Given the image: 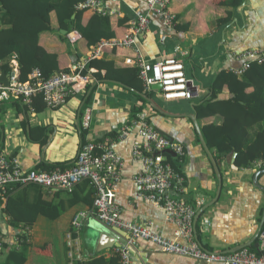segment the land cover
I'll use <instances>...</instances> for the list:
<instances>
[{
    "label": "crops",
    "instance_id": "crops-1",
    "mask_svg": "<svg viewBox=\"0 0 264 264\" xmlns=\"http://www.w3.org/2000/svg\"><path fill=\"white\" fill-rule=\"evenodd\" d=\"M106 7L109 22H105V31H112L114 35L109 38L114 39L125 34L129 21L137 14H148V27L138 35L145 59L149 62L168 57L181 59L185 75L196 87L193 96L167 100L160 89L145 90L149 92L146 95L144 90L125 87L113 79L91 77L90 91L72 95L58 108L35 110L15 101L1 104L0 151L3 150L8 158H16L24 170L35 168L39 163L52 165L62 162L70 165L81 144L78 129L80 116L84 108L89 107L92 115L87 132L89 139L115 138L124 127L128 128L126 136L114 144L116 154L123 161L122 179L115 187V201L121 209L122 218L140 223L152 222L154 231L168 240L182 243L185 239L176 234L177 225L167 219L164 209L140 194L133 181L143 166L133 154L134 144L141 140L139 124L136 123L140 112L131 117V109L142 105L141 112L146 120L158 132L183 147L182 156L174 151L175 157L164 151L163 154L175 159L173 162L177 168L174 167L183 176V190L174 195L196 207V214L214 199L218 179L189 115L196 116L201 129L204 120L197 117L195 108L210 96L215 76L221 70L234 71L241 67L243 59L240 53L251 49L264 51V0H170L169 7L175 14L171 24H166L159 13L150 12L146 0H106ZM89 16V11L83 13L82 24L89 20ZM69 33L60 35L53 28L39 36V44L57 55L60 69L73 68L82 62L93 46L88 45L84 38L70 43ZM102 56L105 60H113L115 67L133 65L125 62L126 58L132 57L131 51L125 48L105 51ZM90 68L92 72L96 71V68ZM100 72L105 73L104 69ZM231 96L227 89L218 95L219 98ZM35 126L44 129L31 134L30 130ZM209 150L215 158L214 151ZM235 157V151H231L220 160L215 158L222 177L220 195L202 211L193 225L197 241L212 251L224 252L247 242H251L247 248L255 249L253 244L259 242L264 193L253 185L252 180L259 168H237ZM258 178L264 186V173ZM92 191L87 184L84 188L78 187L74 193L62 192L59 197H55L53 192H45L44 199H53L56 203L63 199L61 205L66 206L56 218L41 213L32 214L28 216L32 217L31 223L20 222L14 227L0 213V230L7 243L0 252V264L18 263L19 260L7 259V254L9 249H20L18 234L27 227L31 230L29 240L26 238L29 245L22 251L26 257L20 264H68L65 234L72 228V218L79 212H86L78 234L84 253L90 260L110 257L113 247L96 251V239L87 241L88 231L99 222L89 212ZM263 227L264 224L261 230ZM114 239V236H102V243L107 244ZM127 258L128 264H222L166 253L154 242L142 238L134 239L127 249Z\"/></svg>",
    "mask_w": 264,
    "mask_h": 264
},
{
    "label": "built area",
    "instance_id": "built-area-1",
    "mask_svg": "<svg viewBox=\"0 0 264 264\" xmlns=\"http://www.w3.org/2000/svg\"><path fill=\"white\" fill-rule=\"evenodd\" d=\"M170 0H146L150 12L159 13L166 24L175 20V14L169 7ZM77 9H87L98 14H106V0H84L76 6ZM149 23L148 14H138L134 18L126 33L121 39H101L88 51L82 62L77 63L67 71H61L49 77H43L39 67L31 68L26 80L19 79V63L13 54L9 60L7 75L8 84L0 81V105L12 101L32 109V98L41 95L45 106L58 108L64 105L74 94L86 91L91 82V69L84 73L87 62L93 58L101 57L105 51H113L119 48L129 49L132 57L125 59L126 63L135 64L138 68L139 78L145 90L151 89L155 84L161 85V92L165 99H189L193 96L195 84L185 75L184 64L181 59L168 57L156 62L145 59L140 49L138 35L147 29ZM70 43H76L80 34L76 31L68 34ZM178 48H176V51ZM243 59L242 66L234 69L241 73L251 61L263 62L264 51L251 49L240 53ZM0 61V71L1 69ZM78 125L79 131L88 132L91 124V109L84 108ZM136 123L139 124L138 134L140 142L134 144L133 154L141 161L142 170L133 177L138 192L149 199L155 206L165 210L167 219L177 225L176 234L182 236V243L171 241L152 229V222H135L124 220L121 209L115 201V187L122 179L123 161L116 154L114 144L124 138L128 128L124 127L115 140L104 138L101 141L86 139L80 144L75 160L67 167L52 170L21 168L16 158H8L7 154L0 151V188L13 183L26 185L39 184L47 190H71L74 185L83 179H87L92 187V206L89 210L102 224L119 228L127 234L126 243L113 247L111 253L120 256L121 264H128L127 249L134 239L142 238L157 244L164 252L188 256L207 262L218 261L222 264H264V227L259 233L258 250L247 247L233 252L212 251L202 247L197 241L192 224V218L196 207L187 203L184 199L175 196L180 194L184 187L181 172L178 171L165 154L164 150L174 151L182 156L183 147L158 132L154 126L146 120L145 114L137 115ZM264 168V158L253 161L251 167ZM199 204V200H197ZM86 212H79L72 218V228L65 234L68 264H87L90 259L84 253L79 240V232L82 228L81 219ZM29 240L30 228L24 229ZM4 249V235L0 230V252Z\"/></svg>",
    "mask_w": 264,
    "mask_h": 264
},
{
    "label": "trees",
    "instance_id": "trees-1",
    "mask_svg": "<svg viewBox=\"0 0 264 264\" xmlns=\"http://www.w3.org/2000/svg\"><path fill=\"white\" fill-rule=\"evenodd\" d=\"M81 1L84 0H0L2 71L9 70V60L13 53L16 54L19 62L20 80H26L34 66L41 69L45 78L61 71H67L68 68H59L55 53L48 52L39 44L40 34L53 28H56L60 35L76 30L80 34V39L84 38L88 45H95L103 38L112 37L114 35L112 31H105V22H109V15L98 14L87 9H77L76 4ZM85 11H89L90 16L89 20L82 24ZM62 30L65 33H62ZM89 67L96 68L95 72H91V76L96 79H113L129 87L144 90V93L149 95L143 87L135 64L119 68L115 67L113 60H105L102 56L99 59L89 60L83 72L87 73ZM101 69H104V74H101ZM91 85L92 82L87 85L86 91L91 90ZM224 89H227L232 96L219 98L218 95ZM31 106L35 110L43 109L45 102L42 96H34ZM142 109V105L132 107L131 117H136ZM195 110L197 117L204 120L201 131L207 146L214 151L215 158L220 160L229 152L235 151V166L250 168L254 160L264 158V61L260 63L251 61L249 66L239 74L233 70H221L212 82L210 96L198 104ZM43 129L42 126H35L30 132L31 134L41 132ZM79 132L81 143H83L87 131ZM115 138L110 139L115 140ZM103 139H97V141ZM167 160L175 166L173 162L175 159L167 156ZM67 166L69 165L62 162L52 165L39 163L35 169L52 170ZM87 184L89 181L83 179L67 191L47 190L35 183L26 185L10 183L0 188V213L7 217L8 223L14 227L20 222L31 223L32 217L28 216L32 214L41 213L50 218H56L66 206L61 205L63 199L57 203L52 198V200L44 199L45 192H53L55 197H59L62 192L74 193L78 187L84 188ZM89 186L91 187L90 184ZM32 196L33 199H31ZM197 234L201 239L198 229ZM18 236L21 247L19 250L9 249L7 259L19 260L20 264L26 257L22 251L26 250L25 247L29 245V241L26 240L25 230ZM4 246H7V243L4 242ZM23 246L25 249H22ZM87 264H121V259L118 254L111 253L108 258L101 256L91 259Z\"/></svg>",
    "mask_w": 264,
    "mask_h": 264
},
{
    "label": "water",
    "instance_id": "water-1",
    "mask_svg": "<svg viewBox=\"0 0 264 264\" xmlns=\"http://www.w3.org/2000/svg\"><path fill=\"white\" fill-rule=\"evenodd\" d=\"M62 33H65V31L62 30ZM0 81L4 85L8 84L7 75H6L5 71H2V70L0 71ZM118 83H120V82H118ZM125 87H128V86L125 85ZM151 88L160 89L161 85L158 83V84L153 85ZM189 116L192 118V120H193V122H194V124L196 126V130H197L201 145L204 148L205 153L207 154V156H208V158H209V160L211 162V165L213 167V170H214V172H215V174L217 176V179H218L216 195H215L214 199L212 200V202H210L209 204H207L206 206L202 207L201 209H199L196 212V214L194 216V222H193L194 223L193 225H195V222L197 221V219L201 215L202 211L208 205L212 204L213 202H215L218 199V197L220 195V191H221L222 177H221V173H220L219 167L217 165V162H216L213 154L209 150V147L207 146V143L205 142V139L203 137L202 131H201V129H200L198 123H197L196 116L194 114H191ZM164 152H166L167 154L175 157L174 152H172L171 150L167 149V150H164ZM263 173H264V168L259 169L258 171H256L254 173L252 180H253V185L256 186L258 189H260L261 191H263V193H264V186L260 184L259 178H258L259 175H261ZM263 224H264V204H263V211H262L261 223H260V226H259L258 234L260 233V230H261V227H262ZM194 231L196 232L195 228H194ZM88 233H89V238H87L88 242H90V239H93V240L96 239L95 243H94V245L96 247V251H101L103 249H110L111 247H119V246H121V245L126 243V238H127V235H126V233L123 230H121L119 228H113V227L106 226V225L102 224L101 222H96L91 227V230L88 231ZM102 236H112V237L114 236L115 239H114V241H112L110 243L103 244L102 243V241H103L102 240ZM195 237L197 238L196 234H195ZM199 243L203 247L201 242H199ZM248 246H251V242L239 244V245L234 246V247H232L231 249H229V250H227L225 252H233V251H236L238 249H241V248H244V247H248ZM258 246H259L258 242H255L253 244V247L256 250H258Z\"/></svg>",
    "mask_w": 264,
    "mask_h": 264
},
{
    "label": "rangeland",
    "instance_id": "rangeland-1",
    "mask_svg": "<svg viewBox=\"0 0 264 264\" xmlns=\"http://www.w3.org/2000/svg\"><path fill=\"white\" fill-rule=\"evenodd\" d=\"M81 2H83V1H81ZM80 3V2H79ZM78 4V3H77ZM77 4H76V6H77ZM138 15V14H137ZM137 15L134 17V18H136L137 17ZM134 18H132L130 21H129V24L127 25V28H126V30L129 28V26H130V23H131V21L134 19ZM126 33V32H125ZM124 36V35H123ZM122 36V37H123ZM121 37V38H122ZM121 38H119V39H121ZM107 39H111V38H107ZM129 50V49H128ZM130 51V50H129ZM14 54V53H13ZM12 54V55H13ZM16 55V54H15ZM131 55H132V52H131ZM133 56V55H132ZM17 57V56H16ZM11 58V57H10ZM17 61H18V59H17ZM19 63V62H18ZM20 68V67H19ZM91 68L89 67V70H90ZM46 107V106H45Z\"/></svg>",
    "mask_w": 264,
    "mask_h": 264
}]
</instances>
